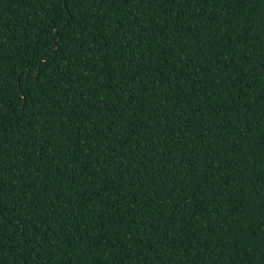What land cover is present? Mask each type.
Segmentation results:
<instances>
[{"label":"trees","instance_id":"1","mask_svg":"<svg viewBox=\"0 0 264 264\" xmlns=\"http://www.w3.org/2000/svg\"><path fill=\"white\" fill-rule=\"evenodd\" d=\"M0 264H264V0H0Z\"/></svg>","mask_w":264,"mask_h":264}]
</instances>
